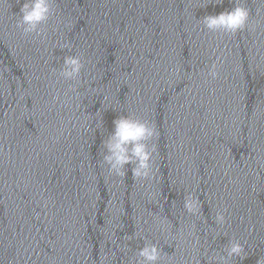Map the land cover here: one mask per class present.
Segmentation results:
<instances>
[{
  "label": "water",
  "instance_id": "water-1",
  "mask_svg": "<svg viewBox=\"0 0 264 264\" xmlns=\"http://www.w3.org/2000/svg\"><path fill=\"white\" fill-rule=\"evenodd\" d=\"M23 3H0V264H135L146 242L158 264H218L210 257L231 239L247 257L229 264H256L264 0H53L39 35L16 27ZM237 3L250 12L244 30L200 22ZM77 54L79 79L64 80L63 59ZM122 115L155 129L148 178L103 162Z\"/></svg>",
  "mask_w": 264,
  "mask_h": 264
},
{
  "label": "clouds",
  "instance_id": "clouds-1",
  "mask_svg": "<svg viewBox=\"0 0 264 264\" xmlns=\"http://www.w3.org/2000/svg\"><path fill=\"white\" fill-rule=\"evenodd\" d=\"M3 3V0H0ZM54 13L53 0H24L20 7L19 19L16 27L22 29L23 33L36 32L40 34V26L45 24ZM249 10L237 3L230 11H222L216 15H206L200 22L209 31H223L225 33H236L244 30L249 24ZM62 47L71 48L65 44ZM82 60L79 54L67 55L63 59V67L59 76L64 80L78 81ZM217 65L213 64L208 75L215 79L218 75ZM106 99V98H105ZM100 121H97L99 125ZM113 130L102 142L103 162L108 166L109 174L124 176L126 174L124 165H132L131 173L134 178H148L153 165V153L155 146H149L148 141L156 134L155 129L147 122L122 115L113 120ZM184 209L192 214L198 215L201 204L197 197L188 194L183 201ZM215 222L222 224L224 216L221 212L215 215ZM224 255H214L210 260L218 261V264H229L235 258L243 261L247 257L245 247L238 240L231 239L223 249ZM162 259V250L157 244L146 242L136 252L135 264H158ZM198 264V262H197ZM256 264H264V256L258 257Z\"/></svg>",
  "mask_w": 264,
  "mask_h": 264
}]
</instances>
